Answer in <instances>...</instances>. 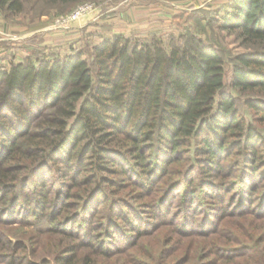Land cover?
I'll return each instance as SVG.
<instances>
[{
    "label": "trees",
    "instance_id": "obj_1",
    "mask_svg": "<svg viewBox=\"0 0 264 264\" xmlns=\"http://www.w3.org/2000/svg\"><path fill=\"white\" fill-rule=\"evenodd\" d=\"M86 1L90 0H0V8L39 17L53 8L69 11ZM207 11L189 16L194 24L183 27L178 37L105 36L93 43L91 63L82 49H74L53 59L29 57L0 71L1 262L127 264L114 252L115 243L119 248L120 236L126 233L123 225L130 222V232L138 235L140 227L153 220L134 204L130 216L124 198L111 201L109 193L130 178L145 195H153L155 183L184 154L191 160L194 155L191 168L197 163L198 175L205 171L198 182L212 187L214 192L207 193H216L221 185L210 180L211 175L207 179V173L225 169L227 177L236 173L229 181L238 188L241 208H249L257 196L256 204L264 207V190L259 195L251 184L264 182V133L246 120L230 93L218 45L198 33L199 27L207 30L214 25L233 32L246 47L234 56L230 85L249 95L246 105L264 120V0H225ZM15 92L24 94L25 106L13 98ZM38 108L52 112L34 122L31 112ZM235 149H240L238 156L230 159ZM52 170L57 172L51 180L54 187L46 185ZM115 173L123 178L112 180L118 182L117 190L107 192L110 174ZM190 175L191 181L197 179L195 171ZM190 183L175 179L161 196L152 197L163 203L155 204L154 217H167L172 192L189 189L194 182ZM195 193L188 191L187 201ZM98 206H106V212L92 217ZM190 207L192 200L183 211L184 220L178 222L183 228L195 216ZM21 214V221L40 226L35 230L45 235L51 258L35 262L25 237L16 241L10 235L8 224ZM176 216L174 212L172 220ZM219 216L207 213L202 228L213 231ZM221 230L207 235L218 237ZM105 238L112 246L105 245ZM33 240L28 242L35 244ZM219 247L212 242L208 249L229 256L236 250Z\"/></svg>",
    "mask_w": 264,
    "mask_h": 264
},
{
    "label": "rangeland",
    "instance_id": "obj_2",
    "mask_svg": "<svg viewBox=\"0 0 264 264\" xmlns=\"http://www.w3.org/2000/svg\"><path fill=\"white\" fill-rule=\"evenodd\" d=\"M223 1L90 0L78 4L69 11L59 12L56 8H53L50 13L39 17L35 13L11 14L0 8V71L8 69L12 63L24 61L29 57L34 58L36 61L45 58L53 59L57 56H64L74 49H82L85 52L84 56L91 63L93 43L105 36L113 37L115 34H121L132 39H145L151 34L164 38H167L170 34L178 37L185 30L183 27L187 24H194L189 23L193 21V19H189V16L197 15L199 17L205 15V12H208L207 10L216 9L218 4ZM86 3L92 7L89 13L76 20L65 21L66 15L71 14L79 6ZM37 8L40 9V6H37ZM198 33L203 38L214 41L218 45L220 53L225 59L226 81L230 93L237 99L239 110L246 120L254 122L258 130L264 133V120L261 119V113L253 112L246 105L249 95L230 85L234 56L244 51L246 47L241 45L233 32L218 29L214 25H208L207 30L199 27ZM1 87L4 89V86ZM13 98L21 105H26V99L22 92H15ZM2 110L5 111L4 106H2ZM51 112L52 109L50 108H38L31 112V115L35 122L38 119L45 118ZM6 115L8 116V114ZM238 150L240 149H235L230 159L238 156L235 155ZM193 160L194 155L191 160L187 159L184 154L179 161L171 163L170 173L155 183L154 188L156 191L153 195H145L143 189L137 188L132 182H129L130 178H126L128 179L126 182L118 184L120 187L117 190V185L114 184L118 182H112V180L123 177L117 173L110 174L111 181L106 184L107 192L112 189L117 190L109 193L111 201L120 196L124 198L123 203L129 206L124 209L130 210L127 214L132 216L133 209L131 206H137L141 215L153 220V223L147 227L142 225L138 235L130 232V230H133L131 229L132 225L129 224L130 222L125 226L123 225V232H126V236H120V247L117 248L115 243L114 252H118L117 255L122 256V260L127 264H264V207L260 208V205L256 204V201L260 200L258 194H255L257 196L254 198L256 201L249 208L247 205L241 208L240 201H237L238 188L235 184L231 185L229 181L230 178L236 177V173L227 177L225 169L222 172L214 170L212 173H207L206 177L211 175L210 180H215L217 184H221L220 187L216 188L218 197L216 193H207L206 190L210 192H214V190L211 186L205 185L203 181L198 182L199 176L205 177V171L198 175L197 172L199 171L194 169L197 163L194 164L193 169L191 168ZM226 162L223 164L226 165ZM248 162H250V159ZM193 171H195L197 179L191 181L190 177L192 175L190 174ZM56 174L57 172L52 170L49 181L46 182L47 186L54 187L51 180L53 175ZM181 177L184 183H194L189 189L174 190L170 200L172 202L170 214L167 217L155 218L157 204H160L161 207L163 203L158 201L160 197L156 199L152 197L155 195L157 197L161 196L164 188L170 182ZM207 179L209 178L207 177ZM263 183H251L254 186L256 185L255 191L259 195L264 190ZM91 186L92 184L89 185V187ZM208 186L209 189H207ZM77 188L76 185L73 190H77ZM228 188H231V190L229 191ZM193 190H196V193L191 199L192 207L190 208H192L191 213H195V216L190 217V220L188 219L190 223L192 222L191 225L188 223V227L183 228L178 222L184 220L183 211L189 207V204L191 205L190 198L187 201L188 191ZM201 190L203 194L200 192ZM173 196L175 198L172 200ZM103 212H106V206H98L92 211V214H94L92 217ZM174 212L177 216L175 220H172ZM209 212L221 214L222 216H219L217 227L215 229L211 228L213 229L211 232L208 231V227L203 229L201 224L202 218H206ZM18 216L21 217L11 220L8 224L12 228L9 231L10 235L16 241L18 238L25 237L24 239L30 249L28 254L35 262L40 263L44 259L51 258L50 244H47L45 235L35 230L40 226L21 221L24 220L22 214ZM193 218L197 220H193ZM99 227L103 230L104 224L99 225ZM220 227L223 230H221L218 237L211 236L210 238L207 235L208 233L212 235ZM116 235L119 237V233ZM33 239L35 244L28 242ZM212 242L220 245L219 248L225 246L236 248V250L229 252V254L232 253L231 256L222 251L220 252V250L210 253L208 246ZM107 244L112 246L111 239L105 238V245ZM242 245H247L250 249L239 250L238 247ZM0 264L5 263L0 261Z\"/></svg>",
    "mask_w": 264,
    "mask_h": 264
},
{
    "label": "built area",
    "instance_id": "obj_3",
    "mask_svg": "<svg viewBox=\"0 0 264 264\" xmlns=\"http://www.w3.org/2000/svg\"><path fill=\"white\" fill-rule=\"evenodd\" d=\"M92 9L91 5L86 3L79 6L75 11H73L71 14L66 15L65 21H73L81 16L85 15L86 13H89Z\"/></svg>",
    "mask_w": 264,
    "mask_h": 264
},
{
    "label": "crops",
    "instance_id": "obj_4",
    "mask_svg": "<svg viewBox=\"0 0 264 264\" xmlns=\"http://www.w3.org/2000/svg\"><path fill=\"white\" fill-rule=\"evenodd\" d=\"M225 1V0H224Z\"/></svg>",
    "mask_w": 264,
    "mask_h": 264
}]
</instances>
